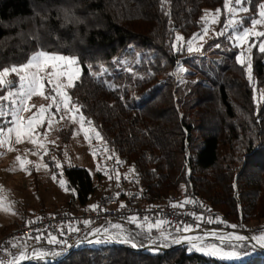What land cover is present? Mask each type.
<instances>
[{"label": "trees", "instance_id": "1", "mask_svg": "<svg viewBox=\"0 0 264 264\" xmlns=\"http://www.w3.org/2000/svg\"><path fill=\"white\" fill-rule=\"evenodd\" d=\"M224 2L0 0V66L22 64L40 50L78 58L81 74L68 90L72 104L92 122L119 166H134L139 191L133 198L139 204L151 207L191 191L229 226H260L264 97L256 102L254 84L235 51L223 49L220 59L201 66L187 59L193 57L187 42L204 29L206 11L223 10ZM247 2L257 16L264 0ZM178 36L185 42L181 48ZM180 62L193 68L189 78L178 79ZM252 74L264 88V53L253 54ZM71 130L60 132L62 143L69 142ZM64 175L73 190L64 210L79 213L92 206L97 186L91 172L65 167ZM118 197L132 199L124 192ZM140 228L129 226V240L143 247L148 235ZM243 246L244 253L252 252ZM246 258L232 262L185 246L136 251L124 244L84 246L55 263L28 264H264L260 251Z\"/></svg>", "mask_w": 264, "mask_h": 264}, {"label": "rangeland", "instance_id": "2", "mask_svg": "<svg viewBox=\"0 0 264 264\" xmlns=\"http://www.w3.org/2000/svg\"><path fill=\"white\" fill-rule=\"evenodd\" d=\"M234 3L235 0H230L229 8H224L223 10L220 9L221 11L219 14L216 13L217 9L206 11L204 16V29L207 28V32L205 33L203 29L200 33L202 38H197L192 43V47L196 50L192 52L187 51L189 53L188 55H193V57L191 56L187 59L193 58L192 60L194 63L197 66H201L204 63H211L214 59H220V52L223 49H225V52L235 51L237 57H240L237 61L247 67L248 77L254 84L256 102L260 103L264 97V88L258 87L252 74V67L253 54L260 53L258 50V42L264 40V37H257L254 33L256 31H264V25H256L252 34L243 41L235 39L230 30H225L224 35H217V33L222 31L224 24L231 15L230 10L234 6ZM248 5V2L242 5L243 7H246L248 11L238 12L236 19H242L243 26L251 29L252 25L250 24V20L252 18L260 17L259 13L257 16L253 15L250 12ZM240 30L241 29L239 28L237 29V31ZM178 38L181 37H177L176 45L180 42L181 48L185 42L182 38ZM219 40L221 41L219 42ZM218 42L220 44H216ZM215 44L219 45V47ZM222 44H224V48H222ZM249 44H253L250 51L248 50ZM241 61H243V63ZM124 63H127V61L124 60ZM249 64L251 65L250 71L248 68ZM190 69L193 68L180 62L177 68L178 79L182 77L189 78V76H191V74H189ZM51 71V68H49L46 72L41 73V75L44 76L46 92H50L52 87L48 84L47 76V73ZM7 79L16 80L17 77L15 74H12ZM62 82L66 83V80H63ZM68 90L69 88L65 89L67 93ZM57 99L60 98L57 97ZM28 103L29 105H35V107L32 108L31 111L22 113L25 119L31 117L33 113L40 115V106L43 105L45 108H48V106L52 104V101L36 95L33 96ZM51 111L54 112L55 108L53 107ZM60 114H63V109H61ZM60 114L57 115L56 119L51 120L50 129L48 125L49 116L47 113L43 115L42 126L36 128V133H38L39 136L37 137L34 135V138L37 139L36 145H33L23 137L22 139L24 142L18 144L13 135L10 144V147L13 149L12 151H8L7 146L0 148V153H2V155H0V197L4 198L5 205H11L9 212L0 210V240L14 229H6L7 227L12 223H21L20 221L22 218L28 214L34 212H36V214L49 213L61 209H67V205L73 200V190L68 187L64 175L65 167H80L88 169L93 175L97 186L96 198L102 195H115L117 197V193L120 195L123 192L130 195V198H133L135 192L139 191V188L134 184L135 174L123 166H119L120 161L117 160L118 158L116 155L107 149L100 139H97L95 135V132L97 131L93 126H89L85 123L82 128L78 121L75 123L72 122L70 116L63 120H59ZM11 119V116L1 119L0 127H11ZM58 120L59 122H57ZM70 128L72 129L70 140L67 144H64L59 138L60 132L68 131ZM46 131L47 135L45 136L44 133ZM74 132L76 133L75 136L73 135ZM85 133L91 136L90 141L85 139ZM53 141L55 143H52ZM41 144L43 147L39 146ZM59 150H61V156L57 153ZM45 152H47V154H45ZM33 153H39V155ZM93 153H95V155H93ZM17 156L21 158L20 161H17ZM41 156L43 159H41ZM47 158L50 159L49 162L47 161ZM22 168L26 170H21ZM28 172L31 174H28ZM98 173L101 174L100 178L97 176ZM117 173L119 174V181H117L116 178ZM53 176L56 177L55 180L53 179ZM110 176L112 177L111 179H109ZM125 176H127V179ZM60 182L64 183L63 188L60 186ZM130 190L133 192L130 193ZM11 212H14L15 214H11ZM113 225L117 224L109 225L108 228H106V233L111 234L115 239H124L127 237V240H129L131 236L129 226L120 225L121 228L117 229L112 227ZM142 225L143 228H140V230L146 232L147 235L154 232V227L149 229L148 224ZM207 244H215L218 248H222L223 251H235L239 253L237 258L225 259L232 262L245 260L247 259V256L250 255V257H252L255 252L259 251L251 244H245L252 250V252L248 253L243 252V249L245 248V246H243L244 244L231 243V245H229L228 243L217 241H210ZM198 252L204 254L202 251ZM260 252L264 255L263 251ZM211 257L221 259L217 256Z\"/></svg>", "mask_w": 264, "mask_h": 264}, {"label": "built area", "instance_id": "3", "mask_svg": "<svg viewBox=\"0 0 264 264\" xmlns=\"http://www.w3.org/2000/svg\"><path fill=\"white\" fill-rule=\"evenodd\" d=\"M185 200L193 201V203L185 204L183 207L171 206ZM122 204L125 207H121ZM93 205L99 207L93 209ZM93 205L79 213L58 210L34 218H26L0 240V261L3 264H10L14 257L24 252L29 254V258L20 264H28L33 261L55 263L84 246H120L124 244L132 246L133 241L125 242V239H115L111 234L106 233V228L111 224L121 226L134 224L128 219L132 216L139 218V224H151L154 227V232L148 234L145 246L139 247L136 243V247L132 246L136 251H170L179 247H190L182 239L185 236H202L205 243L210 241L226 243L218 237H228L230 234L233 237L239 235L245 238L244 241L232 239L231 243L251 244L259 251L264 249L258 241L253 239V237L264 234V223L260 226L240 224L232 228L228 225V219L216 213L208 203L197 202L191 191L171 195L163 204L151 207L141 205L133 198L121 201L115 195L99 196ZM208 218H212L214 222L207 223ZM217 218L220 222H215ZM85 220L90 223L85 225L83 223ZM29 221L36 222L29 224ZM161 221L163 223L157 228L156 224ZM184 225L191 226V230L188 232L177 231ZM96 229H100V232L97 233ZM211 233H216L217 236L213 237L210 235ZM49 234L55 235L58 241L64 243H48ZM36 235H42L43 238L37 242L33 238ZM177 239H180L179 243L176 242ZM34 249L47 251L49 255L44 259H33L31 254Z\"/></svg>", "mask_w": 264, "mask_h": 264}, {"label": "snow or ice", "instance_id": "4", "mask_svg": "<svg viewBox=\"0 0 264 264\" xmlns=\"http://www.w3.org/2000/svg\"><path fill=\"white\" fill-rule=\"evenodd\" d=\"M230 0H225L224 2V8H229ZM244 3H247V0H235L234 6L231 8V15L228 17L226 23L223 26V29L220 33H217V35H224L225 30H230L233 34V37L235 39H239L241 41L246 40L253 32V29L256 25H264V4L260 5V11H259V17L260 18H252L250 20V24L252 25V28H245L243 26V20H237L236 15L240 11H248L246 7H243L242 5ZM220 9L216 10V13H220ZM241 29L240 31H237V29ZM204 32H207V28L204 29ZM255 36L257 37H264V31H256ZM197 38H202L200 33L195 34L191 40L187 42V51L192 52L196 49L192 47L193 41H195ZM181 39V38H178ZM219 47V45H216ZM253 47V44H249L248 50L250 51ZM183 50V49H180ZM258 50L261 53H264V40L258 42ZM237 59L239 60L240 57L238 56ZM243 63V61H241ZM79 60L76 57H70L61 55L58 53H49L44 50L36 51L34 52L27 60L19 65H10V66H0V119L7 118L8 116H11L12 119L10 121L11 127H0V148H4L5 146L8 147V151H12L13 149L10 147L11 144V137L14 135L16 143H22L24 139H27L30 143L33 145L37 144V139L34 138L35 136H39L38 133H36V128L38 126H42L43 124V115L45 113L49 116V129L51 128V120L56 119L57 115L61 113V109H63V114L59 115V120H63L66 117L70 116L72 122H79L81 127L83 128L85 123L87 125H91V121H87L86 118L83 116V114L80 112L79 106L71 103V97L68 95V93L65 91L67 88L75 87V81L79 79L80 75V68H79ZM51 68V72L47 73L48 76V84L51 85V91L46 92L45 91V83H44V76L41 75V73L46 72L47 69ZM249 71L251 69V65L248 66ZM15 74L17 79L16 80H10L7 79L10 75ZM66 80V83H63L62 81ZM39 95L45 99H49L52 101V104L48 106V108H45L43 105L40 106L39 113L40 115H37L36 113H33L31 117H28L27 119L24 118L22 115L23 112L31 111L32 108L35 107V105H29L28 101L32 99L33 96ZM59 97L60 99H57ZM55 108V111H51L52 108ZM59 120L57 122H59ZM75 132L73 135L75 136ZM44 135H47V131L44 133ZM95 135L97 139H102L99 132H95ZM85 139L91 140V136H89L87 133H85ZM52 143H55L54 141ZM40 147H43V145H39ZM35 155H39V153H33ZM47 154V152H45ZM2 155V153H0ZM95 155V153H93ZM111 158V157H109ZM17 161H20L21 158L17 156ZM41 159L43 157L41 156ZM119 162V161H117ZM23 163V162H22ZM59 166V165H57ZM38 167V166H37ZM26 170V169H21ZM99 170V166H98ZM134 166L130 171L134 172ZM115 171V170H114ZM28 174H31L28 172ZM112 177L110 176L109 179ZM117 181H119V174H116ZM127 179V176H125ZM53 179L55 180L56 177L53 176ZM60 186L63 188L64 183L60 182ZM119 186V185H117ZM119 194L117 193V198ZM193 203V201L185 200L182 202H179V204H172V207H183L185 204ZM93 209L99 207L98 205H93ZM121 207H125V205H121ZM11 208V205H5L4 198L0 197V210H3L5 212H9ZM11 214H15L14 212H11ZM130 222L137 224L138 227L143 228V225H140L138 223V217L132 216L128 218ZM36 221H29L28 223H35ZM145 222L146 218H145ZM207 223H213L212 218H208L206 221ZM215 222H220L219 218L216 219ZM85 225H88L90 222L85 220L83 221ZM163 223V221L156 224V227L159 228L160 225ZM112 227L120 229V225H113ZM153 225L148 224V228L151 229ZM232 228H235V225H231ZM122 230V229H121ZM191 230V226L184 225L181 228H178L177 231L180 232H188ZM73 231H76V229H73ZM47 232V230H45ZM96 232H100V229H96ZM213 237H216V233H211ZM37 242H39L43 236L42 235H36L33 237ZM220 240L225 241L229 245H231L232 239H235L236 241H244L243 236H232L231 234L228 237L219 236ZM125 242H127V237L124 238ZM164 239H167V237H164ZM184 241H186L191 249H195L196 251H202L205 255L210 256H217L221 259H233L237 258L239 253L235 251H223L222 248H218L215 244H207L204 242V237L202 236H185L182 238ZM256 241L260 243L261 247H264V234L260 236L253 237ZM176 242H180V239H177ZM48 243H57L62 244L64 242L58 241L55 235H48ZM14 247L16 245H13ZM133 247H136L137 245L135 243H132ZM49 253L44 250L34 249L33 253L31 254V258L33 259H44L46 256H48ZM29 258V254L22 252L19 256L14 257L13 260L10 262V264H20V262L26 260ZM0 264H3L2 261H0Z\"/></svg>", "mask_w": 264, "mask_h": 264}, {"label": "water", "instance_id": "5", "mask_svg": "<svg viewBox=\"0 0 264 264\" xmlns=\"http://www.w3.org/2000/svg\"><path fill=\"white\" fill-rule=\"evenodd\" d=\"M262 251L264 252V249H262ZM66 258V257H65Z\"/></svg>", "mask_w": 264, "mask_h": 264}, {"label": "clouds", "instance_id": "6", "mask_svg": "<svg viewBox=\"0 0 264 264\" xmlns=\"http://www.w3.org/2000/svg\"><path fill=\"white\" fill-rule=\"evenodd\" d=\"M81 22H83V21H81Z\"/></svg>", "mask_w": 264, "mask_h": 264}, {"label": "bare ground", "instance_id": "7", "mask_svg": "<svg viewBox=\"0 0 264 264\" xmlns=\"http://www.w3.org/2000/svg\"><path fill=\"white\" fill-rule=\"evenodd\" d=\"M258 243V242H257Z\"/></svg>", "mask_w": 264, "mask_h": 264}]
</instances>
